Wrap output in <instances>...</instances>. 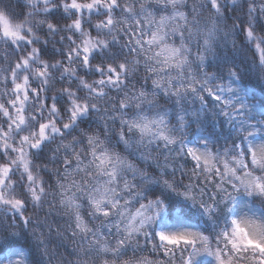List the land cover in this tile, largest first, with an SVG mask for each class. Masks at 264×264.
Returning a JSON list of instances; mask_svg holds the SVG:
<instances>
[{"label":"clouds","instance_id":"obj_1","mask_svg":"<svg viewBox=\"0 0 264 264\" xmlns=\"http://www.w3.org/2000/svg\"><path fill=\"white\" fill-rule=\"evenodd\" d=\"M165 2L119 0L111 12L101 4L86 11L83 33L77 30L73 34L66 26L71 25L72 17L63 7L65 0H0V17L3 18L0 19V105L8 104L15 95L6 77L14 70L18 42L27 39L39 44L47 40L46 49L49 54H55L54 67L51 73L45 74L46 84L39 79L38 63L19 74V78L30 74L32 84L28 91H32L33 85L39 86L41 95L26 97L29 123L22 130H10L8 151L0 149V167L16 158L11 145L19 147L21 136L33 134L40 123L37 116L49 120L54 113L56 121L42 149L29 157L28 148L24 146L25 157L31 160L32 174L43 185L39 201L28 192L21 162L14 165L13 177L4 189L6 198L25 201L23 213L31 224L21 226L19 220H11V226L19 235L6 237L9 218L19 213L0 205V247L3 248L0 261L11 258V253L23 252L28 264H106V261L121 264L127 257H110L103 250V245L115 246L121 236L115 228L120 223L119 213L114 209L111 218L100 217L93 201L105 207L114 199L122 209L134 208L146 202L137 200V192H142L148 200L167 197L169 202L178 205L165 212L162 219H153L144 232L196 230L215 239L223 232H231L233 219L264 217V196H237L228 186L227 177L223 179L224 188H216L219 177L214 179L208 171L194 165L186 151L195 148L201 155L214 153L221 167L225 156L230 162L233 156L244 160L240 146L246 147L248 141L239 132L242 121L230 124L211 98L205 106L189 87L200 88L206 79L227 82L233 79L232 71H238L241 77L234 83L250 100L257 101L252 105L257 113L252 122L264 129V124H259V119L264 117V107L259 103L264 100V66L240 28L241 21L245 26L252 22L256 34L264 39V0H227L226 16L218 15L210 7V0H176L175 7L167 8L162 7ZM233 2L237 4L235 15ZM147 11L152 12L157 23L151 27L144 23V38L158 26L161 13L174 16L184 12L187 19L170 20L162 30L163 39L153 45L138 46L135 43L140 37L137 21H143ZM105 12L113 18L114 26L104 23ZM49 26H55L56 31L50 32ZM133 29L137 35L130 42ZM85 33L93 38L86 45L92 49L91 66L82 63L75 52L64 60L61 48L67 52L73 42L79 47ZM65 36L67 39H63ZM170 48L179 49L178 55L170 56ZM100 67L103 72L99 71ZM110 69L118 70L119 83L110 80ZM157 81L159 83H155ZM200 92L203 93V88ZM45 97L56 109L44 106ZM74 100H79L81 107L88 105L89 108L79 122L70 115ZM15 115L14 112L13 117ZM132 121L141 126L147 121L153 123L150 131H141L130 126ZM5 122L6 114L0 112V128ZM66 123L71 127L56 131L58 125ZM89 137H94L96 142L90 143ZM262 137L264 131L253 139L260 142ZM104 152L111 155L112 163L100 171L97 156ZM117 158L122 163L118 165L117 176L113 177L110 172L117 166ZM250 163L254 176L264 180V166L254 160ZM245 171L240 168L241 175ZM151 180L156 182L150 183ZM165 182L175 185L176 191H170ZM125 184L132 190L126 191ZM188 189L196 193V203L179 194ZM215 192L220 195L209 200V194ZM129 200L131 205L127 203ZM199 204L214 205L212 217L206 215ZM78 217L88 222V232L80 231ZM144 232L138 235L143 251L137 249V256L150 257L153 264L167 261L169 258L162 255L160 241L153 240L158 245L153 252ZM219 242L223 244L224 240ZM131 255L132 248H129L128 257Z\"/></svg>","mask_w":264,"mask_h":264},{"label":"snow or ice","instance_id":"obj_2","mask_svg":"<svg viewBox=\"0 0 264 264\" xmlns=\"http://www.w3.org/2000/svg\"><path fill=\"white\" fill-rule=\"evenodd\" d=\"M47 2V0H45ZM119 0H88L85 4L84 0H65L63 7L66 10L67 15L72 17L71 25H66L69 32L75 34V31H80L83 33L84 29V15L86 11H91L93 8L105 4L108 8V12H111L118 6ZM176 0H166L162 4V7L167 8L169 6L175 7ZM225 3H221V0H210V7L215 10L218 15L226 16L228 13V7ZM233 15L236 14L237 4L233 2L232 4ZM251 11V10H250ZM108 12L104 13V23L112 27L114 26V21ZM0 19H3L0 17ZM64 17H61L63 20ZM172 19L185 20L187 19L184 12H177L174 16H169L166 12L161 13L158 18V26L152 30L149 35L144 38L143 25L145 22L151 27L153 23H157L156 19L153 17L151 11H147L143 21H137L138 27L140 28V37L135 40L138 46L153 45L163 39L162 30ZM57 24L60 21H56ZM240 28L245 34V38L254 45L258 58L262 66H264V39H261L255 32L252 22H249L247 26L241 21ZM50 32H55V26H49ZM136 30L130 33V42L132 37H136ZM67 39V36L63 37ZM93 40L90 34L85 33L84 39L81 41L79 47H75V42L71 50L65 52L61 48V55L64 60H68L72 57L73 52L77 54L78 59L82 63H87L89 66L92 64L91 59V48L86 45L91 43ZM22 43V46H21ZM49 41L45 40L42 43H37L36 40L24 39L22 42L17 43V48L19 52L16 53V62L12 65V69L6 77V83L10 88L14 90V97L6 105H0V112H5L6 122L4 127L0 128V149L3 151H8V137L10 135V130H22L25 125L29 123L27 115V99H31L33 95L40 97L41 88L39 86H32V91H28L29 85L32 84V77L30 74H26L23 78H19V74L24 72L26 69H30L33 64H39V79L43 84L47 83L48 77L46 73H51L54 64L52 60L55 59V54H49L45 45ZM179 49H169V55H178ZM7 53H5V58H7ZM47 57V59H45ZM203 59V58H202ZM67 65H65V70ZM99 71L103 72V67L99 68ZM230 75L233 79L227 80H215L206 79L200 86L203 88V93L200 92V88L195 86H189L190 90L198 94V98L201 100L202 104L205 106L209 104V98L211 101L215 102L216 108L220 110V114L227 120L230 124L235 120H241L242 124L239 129L240 133H243L247 137V146L243 144L240 146V152L244 155V160L241 161L237 156L232 157L230 162L228 157L225 156L222 161V167L217 164L218 157L214 153H207V155H201L195 148L187 149V154L193 159L194 165H198L208 171L212 177L215 179L219 177L216 183V188L223 189L224 183L223 179L228 178V186L233 189L237 196L242 194L247 195H262L264 196V180L259 177L254 176L251 172L250 161L254 160L259 166H264V137H262L260 142H257L253 137L261 134L264 129H260L259 126L252 122L253 116L257 115L255 113L253 104L257 103L256 100H250L248 94L234 81H239L241 79L238 71H232ZM262 75H264V67H262ZM109 78L111 81L119 83V72L115 69H110ZM155 83H159L158 81ZM68 92L71 90L68 89ZM99 91V90H97ZM44 106L52 109H56V105L52 104L50 100L45 97ZM260 105L264 107V100L259 101ZM21 105H24L21 107ZM89 111L88 105L81 104L79 100L73 101L72 110L70 115L79 122V119ZM16 115L13 117V113ZM41 113L43 110L41 109ZM195 115V113H194ZM37 120L40 121L38 127L33 131L32 135H23L20 137L22 141L21 145L12 144V151L16 153V158L10 163L4 164L0 167V205H6L19 213L18 216H13L9 218L10 226L5 229V236H18L19 233L16 231L15 227L11 226V220H19L21 226H27L31 224V220L27 215L23 213L25 206V201L20 198H6L4 189L8 185L9 180L13 177L14 165L18 162L22 163L24 169L23 179L25 184L28 186V192L31 194L32 198L36 201L40 199V193L43 190V185L36 180V177L32 174V165L30 158L25 157V145L28 148L29 157L33 156L38 149H42L48 139V133L52 130V124L55 123L54 113L50 114L49 120H43L41 117L37 116ZM183 119V118H182ZM152 121H147L143 126L135 121L130 122L131 127L140 128L141 131H150V125ZM259 124H264V117L259 119ZM64 127H71L70 123H66L63 126L57 127L56 131H63ZM165 140L168 138L163 137ZM90 143H95L94 137H89ZM207 144V141H204ZM95 154V149H93ZM98 167L100 171H103L105 167L112 163V157L109 153L104 152L97 156ZM122 163L117 158V166L111 168L110 175L113 177L117 176L118 165ZM236 164L240 165V168L246 169L244 175L240 174V168L236 167ZM150 183H155V180L149 181ZM207 182V181H206ZM166 183L167 188L175 192L176 187L173 184ZM199 183V181H198ZM125 190L131 191L127 184H125ZM15 185H13V190ZM23 191V188L21 189ZM107 191V189H106ZM183 196L185 200L193 201L196 203V193L191 189L185 190L179 193ZM231 195V193H228ZM214 195H220L219 192L209 194V200L213 199ZM137 200H144L146 202L139 203L138 206L121 208V204L116 200H111L109 206L101 207L100 203L93 201L94 206L97 209L98 215L100 217L111 218L113 215V210L115 209L120 216V223L115 225L118 228L121 236L116 240L115 246L111 244L103 245V250L110 257H127L121 261V264H153V260L146 256H137L136 251L140 249L138 235L144 232V229L149 225L153 219H162L165 212L172 211L173 208L178 205L175 202H169L167 197L162 199H151L148 200L144 197L142 192L136 193ZM102 199H107L103 197ZM71 203H75L71 200ZM128 205L132 204L129 200ZM202 211L212 217L215 207L214 205L209 206L207 204L198 205ZM182 207V206H181ZM80 223L78 227L81 232H88V222L78 217ZM113 225H109L112 228ZM146 238V243L155 252L158 245H156L153 240L158 239L162 247V255L167 256L169 259L163 261L162 264H264V217L255 218L248 217L245 219H233L231 232H223L217 238H213L201 231L196 230H183V231H168L161 230L159 232H144ZM134 237L137 238L134 240ZM220 239L224 240L221 244ZM7 243V240L5 241ZM135 245V247H133ZM12 246L9 245V248ZM132 248V255L128 257V250ZM0 250H3L0 247ZM143 251V249H140ZM210 258V259H209ZM0 264H28L25 254L23 252L11 253V258L4 261H0ZM107 264V261H106Z\"/></svg>","mask_w":264,"mask_h":264}]
</instances>
